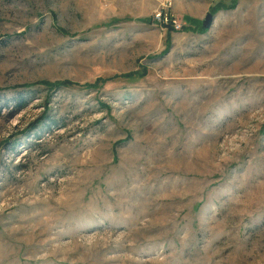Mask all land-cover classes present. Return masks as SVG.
Masks as SVG:
<instances>
[{"label": "rangeland", "instance_id": "374dc122", "mask_svg": "<svg viewBox=\"0 0 264 264\" xmlns=\"http://www.w3.org/2000/svg\"><path fill=\"white\" fill-rule=\"evenodd\" d=\"M0 264H264V0H0Z\"/></svg>", "mask_w": 264, "mask_h": 264}, {"label": "built area", "instance_id": "2783aa9c", "mask_svg": "<svg viewBox=\"0 0 264 264\" xmlns=\"http://www.w3.org/2000/svg\"><path fill=\"white\" fill-rule=\"evenodd\" d=\"M165 11H158L154 14L153 20L158 22L161 25L170 26L171 28H174L176 30H179L182 26L181 23L177 20L172 18L170 14H165ZM164 14V15H163Z\"/></svg>", "mask_w": 264, "mask_h": 264}, {"label": "water", "instance_id": "95a60500", "mask_svg": "<svg viewBox=\"0 0 264 264\" xmlns=\"http://www.w3.org/2000/svg\"><path fill=\"white\" fill-rule=\"evenodd\" d=\"M212 20H213V16H212L211 13L208 12V13L205 15V17L202 19V21H201V25H202V27H203L204 29H208L209 26H210L211 23H212Z\"/></svg>", "mask_w": 264, "mask_h": 264}]
</instances>
